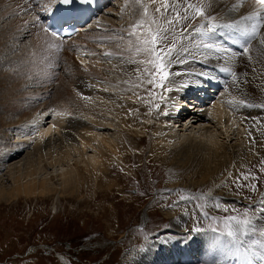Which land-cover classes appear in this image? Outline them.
Wrapping results in <instances>:
<instances>
[{
    "label": "bare ground",
    "instance_id": "obj_1",
    "mask_svg": "<svg viewBox=\"0 0 264 264\" xmlns=\"http://www.w3.org/2000/svg\"><path fill=\"white\" fill-rule=\"evenodd\" d=\"M30 1L35 9L36 4L33 0H29V3ZM190 1L188 5L176 9L181 17L186 13L193 18L182 20V25L192 23L194 27H199L204 24L206 28L210 21L222 25L252 16L253 18L245 21V24L249 27L259 24L258 35L251 42L247 54L242 52L239 44L232 45L233 50L240 54L226 66L237 73L238 87L232 84L230 73L219 72L216 67L217 57L223 53L214 50L190 48L189 53L184 54L185 62L182 65L168 68L171 83L167 82V85L173 86L174 93L165 95L162 90L161 95L165 96L162 108L166 109L164 112H169V115L163 116V109L160 110L159 122L151 128L153 131L146 148L149 152L146 157L154 158L155 162L166 167L171 165L178 174L179 183L176 185L179 187H203L202 189H208L215 196L217 204L228 206L231 202H236L233 196L226 193L230 179L264 157V107L245 106L250 103L264 105V45L259 43V40L264 38V20L258 19V16H264V9L257 0H251V3L249 0ZM14 2L15 0H1L4 7L12 6ZM54 2L55 0H44V6L50 7ZM162 2L163 0H123L122 10L130 13V17H122L127 23L126 27L98 22L108 8L100 12L88 28L70 39H56L41 26V30L50 36L44 37L58 45L54 46V49H57L60 55L66 50L61 45L73 40H82L84 37L96 44H80L78 49H74L77 53L73 56L80 63L86 64L85 54H96L91 57L93 63L87 67L88 70L80 69L77 73L70 74V88L63 85V91L54 92L56 99L66 96L73 104L70 103L72 107L68 105L72 110H52L56 114L53 119L51 117L50 124L43 122L50 119L51 105L43 104L37 107L36 101L39 98L36 94L31 95L32 91L18 94L23 90L20 83L14 87L6 86L10 83L8 81L13 83V80L19 79L18 75H14L16 73L8 75V83L0 82L1 90L7 92L6 97L0 100V106L6 109V113L21 115L12 125L16 127L13 132H16L17 141L11 146L8 154L0 152V198L14 200L20 196L59 197L62 190L71 185L76 186L79 195L83 191L86 196H92L90 199L94 201L101 199L103 202L113 195V189L119 186L108 178L107 173L111 170L113 159L123 163L119 153L124 149V144L128 146L132 142L131 136L134 134L129 131V127L142 109L131 99L135 94L142 95L150 91L151 87L143 73L134 71L137 67H150L147 65L150 58L137 53L135 48L136 36L143 37L150 27L155 28L156 25L145 23L141 26L137 21L156 19L158 23L163 22V17L155 12ZM167 2L169 5L177 4L176 0ZM145 7L147 13L143 11L144 15H139L141 8ZM197 9L203 10L204 15L197 16ZM122 10H117V13ZM23 12L33 14V21L34 11ZM163 12L161 7V13ZM176 12L168 18L172 19ZM213 17L214 19L209 20ZM95 25H100L99 30L96 27L99 33H88ZM29 26L33 28L31 23ZM35 26V29H40V25ZM234 31V28H217L220 37L230 35ZM113 33L122 34L125 38L117 39L112 36ZM214 42L224 43L223 39ZM228 46L224 44V47ZM37 51L38 47L35 53ZM26 57L33 56L26 53ZM100 58L103 60L100 61ZM18 62L15 67L24 68L29 63H26V60ZM17 71L20 73V69ZM205 71L210 72L213 77L219 76L220 81L213 80L211 84L204 82L211 88L210 91L208 94L198 93L192 96L189 108L194 104L195 107L192 108V113H188V108L183 106L187 104L184 95H191L192 90H183L180 86L201 85V81L205 79L201 73ZM26 75L24 77H27ZM33 75L35 74L31 73L29 77ZM45 76L47 79H44V82L49 84L51 78ZM225 81L226 85L222 83ZM39 83L41 82L37 79V84L40 85ZM49 92L45 90L47 96ZM26 95L31 100L29 104L22 99ZM208 95L210 98L206 99ZM147 100L151 101L152 98L148 97ZM241 101L244 103L241 104ZM149 105L147 103L145 107ZM134 106L136 109H133ZM68 114L72 115L71 119ZM99 118L105 119L104 127L98 121ZM97 127L101 128L99 131H103L101 134L97 132ZM146 128L144 124L142 130L145 131ZM28 142H31L30 147ZM20 147L24 149L18 153ZM133 151L136 152L135 149ZM46 167L53 168L55 175H50L51 172H48ZM2 169H6V175L10 177L8 186L1 178ZM169 183L172 184L173 181ZM123 200L127 199L124 197ZM118 203L130 206L133 202ZM107 209L113 210V207L108 206ZM165 215L169 219L168 227L150 237L140 249L128 250L121 264H264V247H261L260 243H254L264 242V205L259 206L258 214H254L253 220L250 218L247 235L238 236L235 242L228 236H218L210 231L193 232L189 228L190 213L186 211L178 215ZM58 257L59 260L65 261L63 264H69L66 257Z\"/></svg>",
    "mask_w": 264,
    "mask_h": 264
},
{
    "label": "rangeland",
    "instance_id": "obj_2",
    "mask_svg": "<svg viewBox=\"0 0 264 264\" xmlns=\"http://www.w3.org/2000/svg\"><path fill=\"white\" fill-rule=\"evenodd\" d=\"M176 1L178 8L191 3L190 0ZM29 4L31 1L26 4L25 0H15L14 5L4 7L0 0V82H7L10 74L16 73L14 75L16 77L18 75L19 79L13 80V83L11 80L8 81L12 84L6 86L14 87L20 83L23 90H19L18 94L32 91L31 95L36 94L39 98L36 101L37 107L43 104L51 105L50 119L43 122L50 124L56 110L64 112L70 108L68 105L73 104L66 96L56 99L54 92L63 91V85L69 87L71 73L75 74L80 69L88 70L87 67L93 63L91 57L96 54L93 53L92 56L89 55L90 57L85 54L90 62L86 60V64H82L74 57L77 53L74 49L82 43H96L87 41V37L70 43L65 42L61 47L64 46L66 50L60 55L57 49H54V46L58 45L47 39L50 36L41 30V25L40 29H35L36 26L30 28L33 14L23 12L25 10L31 13ZM122 5L123 0L113 1L98 22L126 27L127 23L122 17L128 18L130 13L122 10ZM117 10L122 12L117 13ZM141 10L139 15L143 16L145 8ZM142 21L144 20L139 19L137 22L140 25ZM25 22L28 23L25 25ZM96 27L99 30L100 25L91 27L88 33L93 31L99 33ZM112 36L117 39L125 38L118 33H113ZM36 47L38 51L35 53ZM26 53L33 57H26ZM25 60L26 63L29 62L26 67H15L18 61ZM102 60L103 58H100V61ZM16 68L20 69V73ZM31 73L35 75L29 77ZM25 74L27 77H24ZM45 75L51 78L49 84L44 82V79H47ZM37 79L41 82L40 85L37 84ZM167 87L169 90L164 92L165 95L174 93L173 86L167 85ZM152 89L151 84L150 91L142 95L135 94L131 99L142 109L129 127V131L134 134L131 136L132 142L128 146L124 144V149L119 153L123 163L112 160V167L107 176L119 187L113 189L116 193L113 192L107 200L103 202L101 199L91 200L92 196H86L83 191L79 195L74 185L64 188L59 197L20 196L14 200L0 198V264H63L65 261L59 260L58 255L66 257L69 264H121L128 250L140 249L150 237L168 227L169 219L165 214L178 215L186 211L190 213L189 228L192 230L194 226L199 225L204 232L210 231L208 230L210 220L201 219V212L204 210L209 216L214 217L237 215L249 220L254 219V214H258L259 206L264 205V157L230 179L226 186L229 193L227 191L226 193L233 196L236 202H231L228 206L218 204V208L213 206L217 202L208 189L179 187L176 185L179 183L178 174L171 165L166 167L155 162L154 158L146 157L149 153L146 148L153 131L151 128L158 124L160 110L165 104V96L161 95L164 89L162 87ZM45 90L50 91L49 96L45 94ZM6 94L7 92L0 87V100L4 99ZM27 96H23L22 99L29 104L31 100ZM162 96L164 99H159ZM148 97L152 100L148 101ZM147 103L150 105L145 107ZM149 107L152 111L147 110ZM133 109L136 107L134 106ZM164 110L166 109H163L162 113ZM20 116L6 113V109L0 106V152L4 154H8L17 141L16 132H13L16 127L12 125ZM71 117L72 115L68 114V118ZM98 121L102 127L104 123L106 124L105 119L99 118ZM144 124L147 126L145 131L142 130ZM96 129L99 134L103 132L99 131L100 127ZM27 144L30 147L31 142ZM23 149L24 147H20L18 153ZM3 164L4 162L1 163ZM46 169L51 172L50 175H55L52 172L53 168L46 167ZM1 173L4 184L8 186L11 181L8 174L6 175V169H2ZM170 181L173 183L170 184ZM168 190L174 194H170ZM209 193L212 195L211 198H214L211 203H209ZM181 195H191L197 199L191 202L181 201L179 200ZM201 196L203 200L200 199ZM124 197L126 201L123 200ZM119 201L133 203L127 206L119 204ZM197 204L206 207L197 208ZM108 206L113 207V210L107 209ZM225 208L227 211H224ZM146 212L148 218L145 219ZM210 232L217 235L216 232Z\"/></svg>",
    "mask_w": 264,
    "mask_h": 264
},
{
    "label": "snow or ice",
    "instance_id": "obj_3",
    "mask_svg": "<svg viewBox=\"0 0 264 264\" xmlns=\"http://www.w3.org/2000/svg\"><path fill=\"white\" fill-rule=\"evenodd\" d=\"M33 2L36 4L35 9H33L31 4H29V10L35 12L34 19L31 22L33 26H43L44 23H46L48 20H51L52 23L48 24L47 28L52 29L53 36H57L59 32L63 31V25L68 23L64 16L56 17L55 15H45L46 13H49L50 9L47 6H44V0H33ZM48 2H50V0H48ZM57 2L64 6L63 12H70L77 2H79L82 6V11H88L91 0H57ZM25 3L28 4L29 0H25ZM249 3H251V0H249ZM257 3L262 9H264V0H257ZM161 7L164 9L163 13H161ZM178 7V4L169 5L167 0H163L161 5L155 9V12L159 13L163 17V22L158 23L156 19L141 22V26H143L145 23H148L149 25L154 24L156 26L154 29L150 27L149 30L145 32L143 37L139 35L136 36L135 50L137 53L143 54L144 56L150 58L147 60V65H150V67H137L134 71L143 73L147 77L148 83L153 85L152 90L164 87V91L167 92L169 89L166 85V82L171 83L169 80L170 73L168 68L177 64L182 65L185 62L184 54L189 53L190 48L199 50L202 47L205 50H214L217 53H223V55L217 57L218 63L216 67H218L220 73H230L232 84L238 87L239 80L237 73L233 71L231 67L226 66L229 61L240 54L239 52L233 50L232 45L239 44L242 52L247 54L249 47H251V42L257 38L258 28L260 25L254 24L249 27L245 24V21L251 20L253 18L252 16H245L234 23H226L222 25L209 22L206 28L204 24H201L199 27H194L192 23L182 25V20H190L193 18L187 16L186 13L183 17H181L179 13L176 12ZM170 8L171 11H169ZM174 12H176V15L172 19H169L168 17ZM145 13H147V7H145ZM196 14L197 16H203L204 12L201 9H197ZM211 19H214V17L209 18V20ZM258 19L264 20V16H258ZM218 27L230 29L234 28L235 31L230 35L220 37L217 34ZM189 29H192V31H189ZM185 33H187V35H185ZM130 35H135V33H130ZM219 39H223L224 43L218 44L214 42ZM204 40L209 42H203ZM259 43L264 45V38H261ZM224 44L229 46L224 47ZM221 60L224 61V63H219ZM131 62L138 64L144 63V61ZM201 75L205 78L203 81H201V84L204 82L211 84L213 80L220 81L219 76L213 77L211 73L207 71L201 73ZM244 75H246V73ZM222 83L226 85L227 82L225 81ZM161 98L164 99L163 96ZM240 103L243 104L244 102L241 101ZM245 106L264 107V105H256L251 103ZM162 114L169 115V112L165 111ZM168 191L170 194H174L171 193V190ZM180 191L182 192L183 190ZM208 197L209 203H211L212 199L214 198H211L210 193L208 194ZM195 199L197 198L191 195H181L179 197V200L181 201L187 200L191 202ZM200 199L203 200V196H201ZM213 206L216 208L219 207L218 204ZM196 207L205 208L206 205L197 204ZM224 211H227V209L225 208ZM201 219L210 220L208 230L216 232L218 236L226 235L234 242L238 236L247 235L248 226L250 224V220L247 218H241L237 215L214 217L209 216V213L206 210L201 212ZM192 231L200 232L202 229L199 225H196L192 228ZM254 243H260L261 247H264V242L254 241Z\"/></svg>",
    "mask_w": 264,
    "mask_h": 264
}]
</instances>
